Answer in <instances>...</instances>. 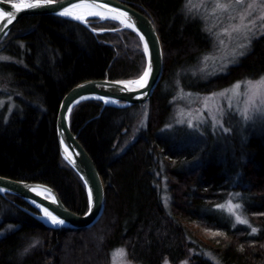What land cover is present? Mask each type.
Masks as SVG:
<instances>
[{"label":"trees","instance_id":"obj_1","mask_svg":"<svg viewBox=\"0 0 264 264\" xmlns=\"http://www.w3.org/2000/svg\"><path fill=\"white\" fill-rule=\"evenodd\" d=\"M124 1L152 18L165 66L146 103L119 108L89 100L71 114L73 131L104 178V212L88 228H52L25 211L37 212L21 198L0 194V264H109L118 247L138 264L186 258L189 264H264V126L223 135L170 125L178 89L209 92L264 75V34L225 72L203 78L193 68L210 48L211 36L186 12V0ZM0 50L5 56L0 78L7 83L0 99L13 101L12 108L9 103L0 108V175L48 184L67 207L85 213V186L59 150L60 102L84 80L141 75L142 45L41 14L23 16ZM144 107L145 126L120 150ZM231 199L242 206L248 225L236 222L226 207H216Z\"/></svg>","mask_w":264,"mask_h":264},{"label":"rangeland","instance_id":"obj_2","mask_svg":"<svg viewBox=\"0 0 264 264\" xmlns=\"http://www.w3.org/2000/svg\"><path fill=\"white\" fill-rule=\"evenodd\" d=\"M249 3H251V0H243L242 4H237L235 0H186V12L192 17L199 18L206 32L211 36L210 48L199 57L197 66L193 68L195 74L206 78L225 72L229 66L236 64L239 59L247 53L255 39L264 34V13L255 6L248 8L247 6ZM218 4H227L229 6L218 7ZM89 25L93 30L95 29V31L97 30L100 33L111 32L119 37L125 35L133 42L137 39L142 45L137 34H135L136 39L127 34H122L125 30L119 23L101 21L94 18L89 21ZM120 41L122 42V40ZM4 58L5 56L0 50V59ZM261 77H264V75L254 79L237 80L241 82L239 88L233 87L237 82L235 81L230 85L209 92L186 91L182 88L178 89L174 97V112L171 117L170 125H182L200 133H203L205 128H209L214 133L223 135L234 131L240 133L249 126H254L256 128L263 127L264 117H262L258 111L253 110L249 104V85L247 84V81L251 80L255 82ZM0 90L7 91V83L5 79L2 78H0ZM261 90H264V86H261ZM260 102L261 100L258 96L255 103L259 105ZM6 103H9V107L12 108V97L1 98L0 108ZM246 107L249 108V119H245L244 116ZM146 117L147 109L144 107L139 119L129 131L130 134L123 138L120 144V150L124 149L134 140L140 128L145 126ZM225 129H227V131H225ZM62 162L68 165L63 158ZM160 186L165 204L168 205L169 195L167 186L165 183H162ZM228 201H231L233 205L239 204L232 199ZM227 202L224 203V205L228 210L229 205ZM234 212L238 213L242 218L247 219L242 213L241 208L234 209ZM232 215L235 218V215ZM35 241L36 240L33 242L34 246H38L39 243ZM189 263L190 258H186L177 264ZM109 264L138 263L130 259L125 247H118L110 254ZM162 264L175 263L165 259Z\"/></svg>","mask_w":264,"mask_h":264},{"label":"water","instance_id":"obj_3","mask_svg":"<svg viewBox=\"0 0 264 264\" xmlns=\"http://www.w3.org/2000/svg\"><path fill=\"white\" fill-rule=\"evenodd\" d=\"M16 2L17 1L9 2V0H0V8L6 11H13L15 14V19H13L11 23H7V18L0 22V41L9 33L11 28L26 15H57L78 21L94 33L99 32L97 30L94 31L88 23L60 14L64 7L70 4L80 3V0H58L56 4L35 9H21L19 11H16L14 7ZM91 2L92 0H85V4ZM96 2L99 4L98 8L108 13L111 8H119L128 13V16L122 17V20H125L129 24H135V27L126 29L138 35L142 42L145 55V68L141 75H143L145 69L149 66V61H151L152 71L149 74L147 84L143 87H139L136 84L133 85V83H117L118 81H135L141 75L134 79L93 78L84 80L69 89L60 102L56 119L59 150L61 156L66 159V163L78 174L85 186L88 197V209L85 212L88 213L87 215L85 213H77L67 207L59 193L48 184L36 181L18 180L0 175V194L5 197L11 194L21 198L37 210L35 213L23 207L25 211L43 222L46 226L52 228H60V226H53L44 222L39 217L38 207L34 204H43L48 207L49 210H55L57 214L61 215L62 218L66 220L63 227L73 230L93 226L100 219L105 209L106 191L104 178L94 159L71 127V114L74 108L89 100L100 101L105 106H115L119 108L145 103L151 98L157 88L165 66L164 48L161 37L152 18L145 11L124 0H96ZM105 4L110 5V8H105ZM6 23L7 26L5 27ZM145 43H147V51L145 50ZM65 149L69 151L72 158L69 159L68 156L65 155ZM33 188L46 189L51 196L39 195L33 191ZM89 189L92 191V202L89 201ZM53 197H55V202H53Z\"/></svg>","mask_w":264,"mask_h":264},{"label":"snow or ice","instance_id":"obj_4","mask_svg":"<svg viewBox=\"0 0 264 264\" xmlns=\"http://www.w3.org/2000/svg\"><path fill=\"white\" fill-rule=\"evenodd\" d=\"M11 2V0H9ZM237 4H242L243 0H235ZM58 3V0H17V2L14 4V7L16 11H19L21 9H35L42 6L52 5ZM227 4H218V7H228ZM253 6L259 8L262 13H264V0H251V3L248 4V8H252ZM81 7H88L89 9H93L95 7H99V4L96 2V0H92L91 3L85 4V0H80V3L76 4H70L67 7H64L61 11V15L64 16H70L74 17L75 19L82 20L85 23H87V20L85 18V15L79 14L76 9H79ZM105 8H110V5L105 4ZM115 13V14H114ZM91 14V12H89ZM97 15H104L103 13H96ZM109 15L112 19L121 20V22H125L122 20V17L128 16L127 12L122 11L119 8H111ZM5 18H7V23H11L13 19H15V14L13 11H6L3 8H0V21H3ZM7 23L5 24V27L7 26ZM129 27H135V24H129ZM138 30V29H137ZM95 31V29H94ZM143 35V34H141ZM145 50L147 51V43H145ZM242 54V53H241ZM152 71L151 61H149V66L145 69L143 75H141L137 80L135 81H118L117 83L121 84H136L139 87H143L148 82L149 74ZM247 84L249 85V104L251 108L255 111H258L262 117H264V90H261V86H264V77H261L258 81H247ZM241 86V82L237 81L236 84L233 86L234 88H239ZM215 95V94H213ZM260 97V104L257 105L255 103L257 97ZM249 108L246 107L244 110V116L245 119H249ZM227 131V129H225ZM33 191H36V189H33ZM42 194V193H41ZM89 201L92 202V191L89 189ZM53 202H55V197H53ZM35 203V201H33ZM229 207L228 211L235 215V219L237 222H240L242 224L248 225L249 221L247 219L242 218L238 213L234 212V209L241 208L242 206L239 204L233 205L231 201L227 202ZM217 208H224L225 205L218 204L216 205ZM39 208L42 210L43 215L50 220L52 224L56 225H63L66 223V220L62 218L61 215L57 214L55 210H49L48 207H46L43 204L39 205ZM86 215L88 213H85ZM252 233H256L257 229L255 227L251 228Z\"/></svg>","mask_w":264,"mask_h":264},{"label":"bare ground","instance_id":"obj_5","mask_svg":"<svg viewBox=\"0 0 264 264\" xmlns=\"http://www.w3.org/2000/svg\"><path fill=\"white\" fill-rule=\"evenodd\" d=\"M75 11H77L79 14L85 15V18H86L88 24H89V21H90L91 19L96 18V19L104 20V21H114V22H116V23H119L124 29H126V28H130V27L128 26L129 23L126 22L125 20H123V21H125V22L122 23L121 20L112 19L108 12H106L105 10H103V9H101V8H98V7H95V8H93V9H89L88 7H81V8H79V9H76ZM89 12H91V14H89ZM96 13H103L104 15L101 16V15H97ZM73 18H74V17H73ZM80 21H82V20H80ZM0 22H1V21H0ZM82 22H84V21H82ZM127 30H129V29H127ZM130 31H131V30H130ZM133 85H134V83H133ZM64 153H65L66 156H68L69 159L72 158V155H70V153H69L68 150L65 149ZM62 158L66 161V159H65L63 156H62ZM33 189H36L35 193H37V194H39V195L51 196V194L49 193V191H47L46 189H43V188H33ZM41 193H42V194H41ZM32 202H33V201H32ZM35 203H36V202H35ZM34 205H36V206L38 207V209H39V212H38V213H39V217H40L44 222H46V223H48V224H50V225H53V226H60V228L63 227V225L52 224V223L50 222V220L47 219V218L43 215L42 210L39 208V204L36 203V204H34Z\"/></svg>","mask_w":264,"mask_h":264}]
</instances>
